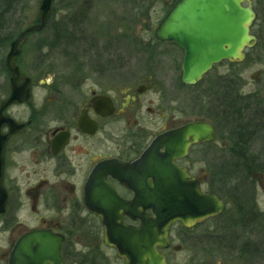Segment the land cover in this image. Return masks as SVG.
Listing matches in <instances>:
<instances>
[{
    "label": "flooded vegetation",
    "instance_id": "1",
    "mask_svg": "<svg viewBox=\"0 0 264 264\" xmlns=\"http://www.w3.org/2000/svg\"><path fill=\"white\" fill-rule=\"evenodd\" d=\"M177 1L173 0L167 14ZM81 2L76 1L78 10ZM242 6H251L255 15L249 34L256 42L244 50L241 62L219 65L260 61L258 83L264 73V46L259 48L260 33L255 29L264 28V0H244ZM64 25L68 31L80 32L60 36L59 46L47 41L43 61L51 59L58 46L64 49L67 68H72L75 60L70 57L74 56L67 50L81 45L83 57L92 53L96 58L91 79L76 76L84 63L76 75L60 79L52 67H32L39 76L33 71L28 74L18 58L22 75L31 80V97L2 108L11 94V74L6 68L7 73L0 75V264H24L21 249L25 244L26 264H36L37 235L48 237L46 242L54 246L49 264H127L121 252H129L133 233L147 239L143 233L148 221L155 219V211L139 203L122 179L157 137L191 122L179 121L178 100L165 93L163 79L171 87L168 79L172 80L174 69L162 76L157 64L159 57L172 65L176 58L184 59L179 46L160 43L154 35L147 43L132 42L128 32L121 33L122 28L112 23L100 25L93 35L81 33L88 24L79 17L67 19ZM132 48L147 62L149 56L150 65L131 66ZM182 64L183 60L181 73ZM147 115L159 117L158 122L147 121ZM205 121L215 127L214 143L218 128ZM212 143L193 145L186 157L175 161L199 182L203 194H210L204 188L211 181L210 164L195 162L191 152ZM259 182L254 174L251 184L243 180L240 185L241 193L252 202ZM212 220L190 227L175 222L169 229L168 247L156 242V254L166 264H258V245H253L249 257L243 245L218 241L221 236L216 229L212 232ZM135 244L146 245L141 240Z\"/></svg>",
    "mask_w": 264,
    "mask_h": 264
},
{
    "label": "water",
    "instance_id": "2",
    "mask_svg": "<svg viewBox=\"0 0 264 264\" xmlns=\"http://www.w3.org/2000/svg\"><path fill=\"white\" fill-rule=\"evenodd\" d=\"M55 1H40L39 23L26 28L10 46L6 68L11 74V94L2 108L31 97V80L22 75L17 59L28 35L40 33L46 27ZM242 3L244 0H178L161 22L154 33L155 39L160 43H174L185 53L181 78L184 85H197L223 61L241 62L244 50L255 44V37L249 34L255 15L251 6L243 7ZM216 135L215 127L206 121L189 122L157 137L142 157L129 166L130 171L122 181L136 193L139 203L155 211V219L147 223L143 233L147 239L132 234L130 253L121 252L127 264H166L154 247L156 242L163 248L168 247L169 229L175 222L181 221L190 227L225 212V204L216 195L203 194L199 182L175 164L188 155L191 146L211 143ZM88 188L92 190V185ZM40 237H36V264H49L47 259L53 256L54 246L46 242L48 237ZM140 240L146 245L135 244ZM137 247L142 252L140 255ZM21 253L26 264L27 244Z\"/></svg>",
    "mask_w": 264,
    "mask_h": 264
},
{
    "label": "rangeland",
    "instance_id": "3",
    "mask_svg": "<svg viewBox=\"0 0 264 264\" xmlns=\"http://www.w3.org/2000/svg\"><path fill=\"white\" fill-rule=\"evenodd\" d=\"M41 0H31L29 3H21L17 9V14L11 19V23L15 24L16 26H22L23 30L32 25L36 24V20L39 18V6ZM78 0H56L54 3L53 9L54 11V18L53 26L56 23H64L67 22V19H70L78 13V4L76 3ZM83 1V0H81ZM173 5V0H94V3L91 6L90 11L85 16H80V19L85 20L87 22L88 29H84L81 33L87 35H93L96 33V28L102 24L112 23L113 25L119 26L122 28L121 33H127L131 36V40L137 41L139 44L147 43L150 40H153V35L156 29L159 27L161 21L167 15L168 10ZM82 5L79 8V13L82 11ZM53 13V12H52ZM12 25L10 26V28ZM53 30V27H51ZM256 32L260 33L261 42L259 48L264 46V28L261 30L255 29ZM80 32V31H79ZM78 31H70L69 33H79ZM119 32V31H115ZM68 33V34H69ZM39 33H35L33 36L29 37L27 43L24 46V51L20 56V65L25 69L28 74H31L33 69L32 67H52L55 69V75L57 77L65 78L69 77L73 74H77L79 71L80 65L82 66L84 63L86 66L81 69L76 75L77 77L84 79L85 77H89L93 75V70L96 69V58L93 56L92 53H88L86 57H83L82 51L85 50L82 46H74L70 50H67L72 53L74 57H70L71 59L74 58L75 63L72 64V68H67L69 64L63 57L64 49L58 47L59 43L61 42L59 39L56 40V37H52L51 31H47L44 35H38ZM53 35V34H52ZM67 35V34H65ZM46 40L50 41L53 45H58L55 49H58L57 52L53 55L51 59L47 62L43 61L45 51L37 52L36 47L37 41L39 40ZM145 48V46H142ZM138 47L137 50H141ZM136 49V48H134ZM164 51L169 50V47H163ZM90 50V49H88ZM260 50V49H259ZM130 54V65L131 66H144L150 65L149 56L148 62L146 61V56L143 54L135 53L133 48ZM9 52V51H8ZM7 52V54H8ZM261 51H259L260 53ZM6 54V56H7ZM69 59L68 61H70ZM103 62L106 61V57H102L101 59ZM183 58L179 57L176 58L175 63L172 65L169 61H166L164 58L159 57L157 59V64L160 66V70L162 72V76H166L171 69H174V74L172 75V80L168 79L169 85L172 83L174 84V88L168 86L164 81V89L165 93L168 94L169 98L177 99L178 104L176 107H179V121H195V120H208L204 117H199L195 114V105L193 102V98L197 95L206 92L207 94H212L214 91H218L217 85L220 83V80H230V75H233L231 70H234V74H237L241 77V81L238 84L240 87L241 93L246 96H257L256 100L262 101V107H264V73L261 80L257 83L256 80V72L261 70V62L257 61V64H254L249 60L246 63H238L235 68H232L230 65L221 64L215 67L206 77L203 84L197 88H187L183 85L180 81L181 79V70L180 65L182 63ZM256 63V62H255ZM156 64V65H157ZM37 71H33V75H37ZM54 74V72L52 73ZM161 75V74H160ZM39 76V75H37ZM160 76V77H162ZM38 78V77H36ZM163 78V77H162ZM46 79V78H44ZM43 79V81H44ZM39 80L37 79V82ZM218 83V84H217ZM235 83V81H234ZM181 84V85H180ZM237 88V87H236ZM239 88V87H238ZM2 93V92H1ZM39 96H42L39 94ZM255 99V98H254ZM253 99V100H254ZM147 121H156L158 122L159 117L155 116H146ZM210 121V120H209ZM211 122V121H210ZM226 133V132H225ZM224 132H218L217 139L211 146H198L192 150L191 157L195 162L209 163L210 164V178L211 181L207 183L204 188L210 192V185L212 183V168L213 167H223L228 164L227 160V146L229 147L230 142L228 143L225 138L227 134ZM260 138H257V142L251 146V153L255 155H260L261 158L264 160V134H259ZM226 146V147H224ZM201 164L200 167H203ZM226 172V171H225ZM229 175V173H226ZM236 182V181H235ZM235 182H232L233 185L228 186L231 190L234 189L235 191L239 192V198L241 203L244 205L246 210V218H250L251 210H252V200L250 196L241 193V186L242 182L236 187ZM234 186V187H233ZM227 188V189H228ZM229 190V189H228ZM211 193V192H210ZM214 194V193H213ZM255 201L258 206V210L261 214H264V178L260 179L257 193L255 194ZM227 204L226 212L219 218H215L212 220L211 228L212 232L216 229L217 235H227V238H218V241H228V242H235L239 243L240 245H247L250 242H257L258 245V264H264V230L261 229L260 224H257L254 230L250 231V233L240 232L241 228H238L236 225L232 227L233 218H235V210L233 205L228 199L223 200ZM239 218L237 217V221ZM248 220V219H246ZM254 221L251 220L249 223L245 225H251ZM232 227V228H231ZM249 227V226H248ZM222 228H227L226 233L221 232ZM230 232V233H228ZM222 238V239H221Z\"/></svg>",
    "mask_w": 264,
    "mask_h": 264
},
{
    "label": "trees",
    "instance_id": "4",
    "mask_svg": "<svg viewBox=\"0 0 264 264\" xmlns=\"http://www.w3.org/2000/svg\"><path fill=\"white\" fill-rule=\"evenodd\" d=\"M30 1L0 0V75L7 73L5 60L11 43L24 31L21 25L15 27V24L11 23V19L17 14V9L22 2L27 4ZM93 3L94 0H83L80 4L83 8L82 11L78 15V10V13H75L72 18L80 16L86 17ZM54 11L53 9V13L46 27L38 35H44L47 31H51L54 36H57L56 40H58L60 36L68 34L70 31L66 30L64 23H56L51 26ZM37 23H39V18L36 20ZM11 25L12 27L10 28ZM51 27H53V30H51ZM33 35H29L27 39ZM46 43V40L40 39L39 42L37 41L38 46L36 47V51L43 52ZM229 65L235 68L238 64ZM233 71L231 70L233 75L229 77L231 81L227 79L220 80V83H217L218 85L216 86L218 91H214L212 94H207L206 92L201 93L193 98V102L195 105V114L208 119L207 121L210 120L216 125L219 132H226L227 137L225 140L228 143L230 142V147L227 150L228 164L223 167L212 168L213 174L210 192L217 195L221 200L228 199L233 205L236 214L235 218L231 220L233 223L230 225L232 227L236 225L238 228H241L240 232L250 233L257 224H260L261 229L264 230V214L259 212L254 199L250 214L252 216L246 218L248 214H246L244 205L240 201L239 192L234 189L231 190L228 186L233 185L232 182L236 181L235 184L237 187L239 182L243 180L251 184L254 174H258L260 179L264 178V160L260 155L251 153L252 144L257 138H260L259 134H264V107H262L261 100H256L257 96H246L241 93V86H238L241 77L234 74ZM204 80L196 86L186 87L197 88L203 84ZM238 163H246L248 165L239 166L237 165ZM227 172L229 175L226 174ZM237 217L239 218L238 221ZM251 220L254 221L253 224L245 225L247 221L250 223ZM226 229L222 228L221 232L226 233L229 230L226 231ZM252 248L253 242L243 246L244 252L249 251V257H251ZM246 256L247 254H245Z\"/></svg>",
    "mask_w": 264,
    "mask_h": 264
}]
</instances>
